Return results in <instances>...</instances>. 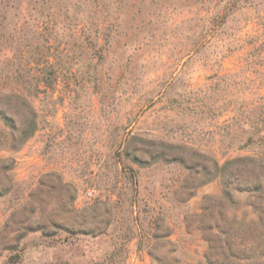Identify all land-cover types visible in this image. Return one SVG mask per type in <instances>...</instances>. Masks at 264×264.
I'll return each mask as SVG.
<instances>
[{"label":"rangeland","instance_id":"obj_1","mask_svg":"<svg viewBox=\"0 0 264 264\" xmlns=\"http://www.w3.org/2000/svg\"><path fill=\"white\" fill-rule=\"evenodd\" d=\"M5 14L0 58L24 48L38 129L0 150V264H198L207 238L231 240L224 264H264V189L229 196L203 172L257 154L239 140L264 94V0H9ZM108 26L93 58L81 30ZM38 48L56 88L36 86ZM241 174L240 188L264 180ZM233 216L242 227L207 230Z\"/></svg>","mask_w":264,"mask_h":264},{"label":"trees","instance_id":"obj_2","mask_svg":"<svg viewBox=\"0 0 264 264\" xmlns=\"http://www.w3.org/2000/svg\"><path fill=\"white\" fill-rule=\"evenodd\" d=\"M8 5L9 0H0V28H3L6 23L7 16L5 12ZM110 30V26L107 28L97 27L95 29V34L91 31L85 32V30H81L83 32L80 34L79 39L86 44H91L95 48L92 56L93 58L103 57L106 44L111 37ZM102 39H105L106 42L104 43ZM6 43V40H0V51ZM197 46L198 41L194 43V47L196 48ZM20 47H17L16 50L24 54V48ZM85 49L86 47L84 45L80 52L84 53ZM13 50V48H10V50L6 52L5 59L0 58V65L5 61L7 62L5 66H0V150L3 146L9 149L20 148L38 129V113L28 96L31 80L27 73V63L23 62L24 60L22 58H24V55H21L22 58L19 59L17 56L18 54L16 55L15 53L16 50L14 52ZM34 55L35 58L32 63H34L38 71L36 86L40 87V84L45 82V84L56 88L60 77V68H58L57 62H53L48 56L42 60L41 57H44L45 54L42 52L41 48L40 50L39 48L36 49ZM32 63H30L31 66ZM48 66L53 67L52 71L48 74L50 76L43 74L44 68ZM254 110V119L248 122L247 138H240L239 147L243 148L245 146H250L257 151V154L229 158L223 163L217 158H211V166L203 165V172L212 175V178L217 175V173L222 175L226 185V194L229 196H232L233 191L254 190L256 192H262V189H264V180L258 177L247 179L245 182L247 185H254L255 188H240V185L243 183V175L241 173L246 171L249 165L253 169L257 167L264 169V94L261 96V101L255 106ZM176 146L181 147L182 145ZM147 153L155 160L163 157V154H157L158 156H155L153 152ZM247 159L249 162L245 164L240 163L241 160ZM179 161L184 162V160ZM189 167L192 170L195 169V165ZM10 168V165L3 166L5 171ZM207 181L208 180H206V182ZM2 194L3 192L0 191V195ZM241 222L242 221L238 220L236 216L231 218L226 217L222 220V223H224L223 225L221 222H212L208 225L207 230H218V232L225 235L233 232L237 227H242ZM199 229L202 230L204 228L200 227ZM207 240L212 248L211 252L205 254L206 261H200L198 264H224L225 262L221 257L223 255L225 256L228 253L227 251L232 248L231 240L229 238L222 239L217 246L213 245L214 242H212V238H207ZM216 248H218L219 251L214 252ZM232 255L235 254L232 253ZM153 257L159 263L161 262V259L154 254ZM235 257L239 256L236 255ZM173 260L174 262L171 264H193L191 262H183L178 255H175Z\"/></svg>","mask_w":264,"mask_h":264}]
</instances>
